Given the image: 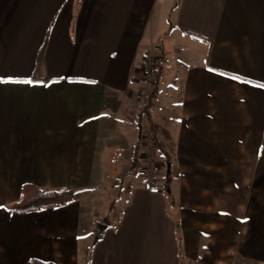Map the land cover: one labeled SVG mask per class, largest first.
Returning a JSON list of instances; mask_svg holds the SVG:
<instances>
[{
  "label": "crops",
  "instance_id": "crops-1",
  "mask_svg": "<svg viewBox=\"0 0 264 264\" xmlns=\"http://www.w3.org/2000/svg\"><path fill=\"white\" fill-rule=\"evenodd\" d=\"M172 2L0 0V264H264V0ZM154 47L181 60L156 134L168 189L136 180L98 212L107 155L127 166L136 147L122 105ZM23 185L76 194L9 212Z\"/></svg>",
  "mask_w": 264,
  "mask_h": 264
},
{
  "label": "rangeland",
  "instance_id": "rangeland-1",
  "mask_svg": "<svg viewBox=\"0 0 264 264\" xmlns=\"http://www.w3.org/2000/svg\"><path fill=\"white\" fill-rule=\"evenodd\" d=\"M172 5L174 4L175 0H172ZM171 2V0H170ZM169 20V19H168ZM168 28L166 30V33L164 36L168 40H174V36L177 34L175 33L174 29L172 30L169 27V24L167 22ZM152 54L150 55V59L154 57L157 61L160 59V57L164 58V64L162 65V73L160 75L159 80L155 79V75L157 74V65H156V72L155 75H150L147 71L143 70L142 79L140 81L141 84L139 85L141 88L137 90V93H135L134 96V102L133 98L131 102L128 104L130 106L122 105L124 108L123 114L129 116L134 115L136 116L139 110H142L143 108L150 106L153 107L152 109V115L153 118H155V123H158L157 129H152L155 134L158 135L157 131L160 132L161 127H170L169 118L171 116V105L174 104L173 102L176 100V95H171L170 90H173V77L172 75V63L174 61H177L181 63V60L177 58L175 54L171 53H165L164 55L161 54V52L154 47L151 50ZM194 55V54H193ZM191 52L183 50L182 53H178V56H182L184 61H190L191 56H193ZM149 59V60H150ZM149 60H146V65ZM182 61V62H184ZM166 64H168L166 66ZM146 66H144L145 69ZM158 81V82H157ZM157 82V83H156ZM153 96V97H152ZM154 100V101H153ZM153 101V102H152ZM122 106L120 108H122ZM149 107V108H150ZM116 118V122H121L124 125H126V122L124 121V118L122 115H118ZM145 120V119H144ZM154 120V119H153ZM134 125V124H133ZM140 125V124H138ZM144 128L142 132V126H141V136L137 139V124L134 125V128L131 129V133L136 135V139L133 141V146L136 144L138 145V148L136 149V153L134 155V148H129L125 152V156L127 157V166L126 163L118 162V154L115 152L112 154H108L106 157V165L104 169V175H102L101 182L104 184L102 186V190L92 192L91 195L94 198V201L96 202V208L98 212L105 207H110L112 203H114V208L112 209L114 213L118 212V209L121 205V201L125 198V188L126 185H129L130 187L134 185L135 182L139 180L147 181L150 186L159 185L162 184L163 180H165L164 184H166V177H165V170L167 169L166 160L164 157H158L156 150H157V142L158 140L163 143L165 139H162L161 136L155 137L150 131L149 126H147V121L145 120L143 122ZM149 128V129H148ZM145 135H149L150 137L154 138V146L153 147H146L147 140L144 138ZM158 139V140H157ZM115 142L117 139H115ZM163 145V144H162ZM138 152V154H137ZM145 152H150L152 156L151 160V172L146 177H143L139 174L140 165L142 164V158L143 154ZM134 164V167L132 165ZM120 169L119 173L116 174V170ZM130 169V172L128 170ZM122 170L125 171V175L122 174ZM169 171V169H168ZM115 172V173H114ZM128 172V173H127ZM123 178V183L122 179ZM137 180V181H136ZM168 184V183H167ZM165 189H168V186H165ZM120 194V195H119ZM114 213L111 212V214L108 216L107 214L101 215L100 213H97V216L103 217L109 219V221L114 220ZM94 240V237L92 238Z\"/></svg>",
  "mask_w": 264,
  "mask_h": 264
},
{
  "label": "trees",
  "instance_id": "trees-1",
  "mask_svg": "<svg viewBox=\"0 0 264 264\" xmlns=\"http://www.w3.org/2000/svg\"><path fill=\"white\" fill-rule=\"evenodd\" d=\"M151 54L152 52L150 50H146L145 60H149ZM163 64H164V58L160 57V59L157 61V74L155 75V79L157 80H159L160 75L162 74ZM149 107L150 106H147L142 110H139L135 119L137 123L142 126V132H143V122L146 120L147 126H149L150 128L148 129L152 131L153 135L156 137V134L152 130L153 128L155 129L156 126L152 115L153 107L150 108ZM137 148L138 145H136L135 149ZM157 148L158 150H156V153L161 154V150H163V145L159 141L157 142ZM165 160L166 163L170 162L166 157ZM165 177H166L165 185L167 186V183L170 179V170L165 174ZM75 194L76 193L73 190L47 191L39 187H36L34 185H23L20 189L19 199L14 204H12L8 210L9 212L23 213L29 211H37V210L61 207L70 204L74 200ZM29 264H52V263L30 261Z\"/></svg>",
  "mask_w": 264,
  "mask_h": 264
},
{
  "label": "built area",
  "instance_id": "built-area-1",
  "mask_svg": "<svg viewBox=\"0 0 264 264\" xmlns=\"http://www.w3.org/2000/svg\"><path fill=\"white\" fill-rule=\"evenodd\" d=\"M157 60L152 57L149 62L145 65V71H147L150 75H155L156 72ZM144 138L147 140L146 147L154 146V138L149 135H145ZM151 160L152 156L150 152H145L142 158V164L140 165L139 174L143 177H146L151 172Z\"/></svg>",
  "mask_w": 264,
  "mask_h": 264
},
{
  "label": "water",
  "instance_id": "water-1",
  "mask_svg": "<svg viewBox=\"0 0 264 264\" xmlns=\"http://www.w3.org/2000/svg\"><path fill=\"white\" fill-rule=\"evenodd\" d=\"M137 129H138V138H140V136H141V125H138ZM169 167H170V165L167 164V169H169Z\"/></svg>",
  "mask_w": 264,
  "mask_h": 264
}]
</instances>
